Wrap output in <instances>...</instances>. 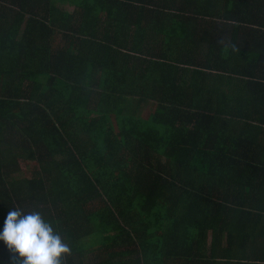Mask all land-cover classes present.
Wrapping results in <instances>:
<instances>
[{"label": "trees", "instance_id": "obj_1", "mask_svg": "<svg viewBox=\"0 0 264 264\" xmlns=\"http://www.w3.org/2000/svg\"><path fill=\"white\" fill-rule=\"evenodd\" d=\"M58 1L0 0V231L38 211L62 264H264V0Z\"/></svg>", "mask_w": 264, "mask_h": 264}, {"label": "clouds", "instance_id": "obj_2", "mask_svg": "<svg viewBox=\"0 0 264 264\" xmlns=\"http://www.w3.org/2000/svg\"><path fill=\"white\" fill-rule=\"evenodd\" d=\"M0 241L13 254L16 264H62L64 256L71 253L38 211L25 214L20 209L8 210Z\"/></svg>", "mask_w": 264, "mask_h": 264}, {"label": "rangeland", "instance_id": "obj_3", "mask_svg": "<svg viewBox=\"0 0 264 264\" xmlns=\"http://www.w3.org/2000/svg\"><path fill=\"white\" fill-rule=\"evenodd\" d=\"M51 1H52V3L54 4L55 7L60 8V9H62L64 11L71 12L72 9H73V6H71V5H69V4L65 3V2L58 1V0H51ZM144 113H146V112H144Z\"/></svg>", "mask_w": 264, "mask_h": 264}, {"label": "crops", "instance_id": "obj_4", "mask_svg": "<svg viewBox=\"0 0 264 264\" xmlns=\"http://www.w3.org/2000/svg\"><path fill=\"white\" fill-rule=\"evenodd\" d=\"M203 71H205V70H203ZM139 108H140V111H141V115L143 116V105H141Z\"/></svg>", "mask_w": 264, "mask_h": 264}]
</instances>
